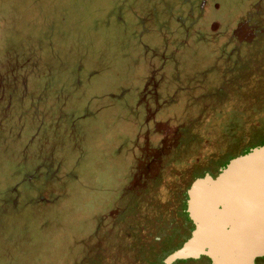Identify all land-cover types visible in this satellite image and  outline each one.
Listing matches in <instances>:
<instances>
[{
    "label": "rangeland",
    "instance_id": "374dc122",
    "mask_svg": "<svg viewBox=\"0 0 264 264\" xmlns=\"http://www.w3.org/2000/svg\"><path fill=\"white\" fill-rule=\"evenodd\" d=\"M158 1L0 0V174L7 169L0 184V214L9 228L5 238L9 232H25L36 215L27 213L41 209L40 194L14 185L44 165L42 157L50 150L45 142L54 134L49 122L64 138L71 127L79 137L88 122L73 120L91 111L88 99L98 90L96 80L109 74L113 79L117 63L127 64L132 54L135 66L125 71L132 81L121 91L122 105L112 108L113 118L109 113L101 121L108 128L105 134L82 143L91 150L85 148L80 171L94 177L85 185L93 191L87 210L96 214L89 232L103 227V206L116 208L110 212L107 241H120L119 229L137 234L148 220L169 222L178 231L190 185L215 177L230 159L264 139V49L230 58L208 25L225 14L213 11L214 0H207L192 22L195 34L187 32L181 17L174 23L167 22L166 11L156 15ZM204 1L197 0L196 9ZM135 9L154 12L153 22L133 23L130 12ZM16 164L20 166L14 168ZM48 197L51 203L53 196ZM13 234L8 242L16 243ZM165 243L167 249L178 246L174 238ZM82 254L80 249L73 264L81 262ZM6 255L4 249L0 264H6Z\"/></svg>",
    "mask_w": 264,
    "mask_h": 264
},
{
    "label": "trees",
    "instance_id": "16d2710c",
    "mask_svg": "<svg viewBox=\"0 0 264 264\" xmlns=\"http://www.w3.org/2000/svg\"><path fill=\"white\" fill-rule=\"evenodd\" d=\"M196 1L159 0L156 5V15L166 11L168 14L165 19L167 22L171 21L174 23L177 22L178 17H181V24L187 27V31L189 29V33H198L197 28L192 26V18H194V13L192 12L196 11L193 4ZM148 13L150 15L146 18L143 17V14L146 15ZM148 13L135 9L134 12H130L131 20L134 23L135 20L138 22L139 19H145L150 24L153 22L152 17L154 12ZM190 14L192 18H188ZM132 56L133 54L130 57L128 56L127 64L122 65L123 60L117 63L116 75L113 79H111L112 74H109L102 77L99 76L96 80V83L100 82L96 86L98 90L93 91L88 99L91 111L84 119L78 117L73 120V122H88V126L82 129V134L79 137L71 127L69 136L64 138L65 133L59 131L60 133L58 134L55 125H51L49 122V126L53 128L54 134H50L49 141L45 140V144L47 147L49 146L48 149L50 148V150L49 156L42 157L44 165H40L30 179L24 183L18 181L14 185L16 190L21 189L22 191L25 186H28L29 190H32V192L30 191L31 193H38L40 194V199H44L43 202L39 201L41 209L35 208V210L27 213H34L36 215L30 219L31 222L29 220L28 222L25 221V223L27 222L25 232L19 236L9 232L7 237H4V231H9V228L5 227L3 223L1 216L3 205L0 203L2 210L0 211V256L3 250L6 249V264H73L72 261L78 256L80 249L82 250L81 244L84 240V235L86 232H89L91 223H93L94 216L96 215L92 212L93 210H87V208L89 209L88 205L93 199V197H89L93 191L85 189V185L88 184V181L93 180L94 177L92 174H83L80 171L81 158L83 157L85 148L87 147V149L91 150L90 145L85 146L82 143H89L91 139L105 134L108 128L101 121L104 122L109 113H111V117L113 118L112 108L122 105L120 103L121 91L126 89L128 83L132 81L129 79L130 76L126 75L127 72H125L127 67H131L130 64H133L131 60L134 62L136 59V57L133 58ZM101 83L107 86L101 89ZM15 143L20 146L22 145L17 138ZM69 143L72 145L67 147ZM78 143L79 146L80 144L82 145L80 149L76 148L79 147ZM260 145H264V139L255 142L249 147ZM29 150L27 149V151ZM68 151H70V157L67 156ZM247 151L248 149H245L243 153ZM13 158L15 157L13 156ZM30 158L32 156H28L25 159ZM29 162L31 161L29 160ZM17 166L19 167L20 164H16L14 168ZM6 172L7 169L0 174L1 185H4L2 181L7 176ZM49 195L54 197H52L51 203L49 202ZM103 208L105 209V206ZM19 209L20 206L17 208V211ZM11 211H16V209ZM118 232L123 233V230L119 229ZM11 234L14 235L12 237L15 238L16 243L8 242V237ZM112 248H108V254L113 252L114 249Z\"/></svg>",
    "mask_w": 264,
    "mask_h": 264
},
{
    "label": "water",
    "instance_id": "95a60500",
    "mask_svg": "<svg viewBox=\"0 0 264 264\" xmlns=\"http://www.w3.org/2000/svg\"><path fill=\"white\" fill-rule=\"evenodd\" d=\"M215 30V25L212 26ZM190 238L164 264L204 256L211 264H253L264 255V145L230 159L186 193Z\"/></svg>",
    "mask_w": 264,
    "mask_h": 264
},
{
    "label": "flooded vegetation",
    "instance_id": "af4514ba",
    "mask_svg": "<svg viewBox=\"0 0 264 264\" xmlns=\"http://www.w3.org/2000/svg\"><path fill=\"white\" fill-rule=\"evenodd\" d=\"M195 4L196 2L193 4L194 7ZM206 4L207 0L202 3V9H196L194 18L191 15L188 18H192V22L199 19ZM211 5L213 11L225 10L223 17H215L208 25H215V30L211 34L219 36L220 42H222L219 46L227 51L230 58H242L243 50L248 52L251 50L255 53L258 49H264V0H214ZM150 89L149 87L148 90L150 91ZM116 206L118 205L116 204ZM108 209L105 208L104 213L100 216V219L104 221L103 227L100 226L97 231L92 229L84 237V242L81 244L83 254L79 264H164V260L179 250L194 230L193 224L184 211L178 231L171 229L170 226L174 225L169 222L156 221L154 223V221L148 220L146 224L140 227L137 234L127 235L118 232L117 236L120 241L116 243L115 237L112 238L113 240L107 241V237L111 234L110 218L113 215L110 212L115 211L116 208ZM154 228L158 231L161 230L163 234L161 235L162 232H154ZM122 238L124 243H121ZM167 238L177 240L178 246L174 249H167L165 243ZM90 244L93 245L87 248ZM108 248L114 249L113 252L108 254ZM177 261H182L180 264H211V261L204 256ZM253 264H264V255L255 258Z\"/></svg>",
    "mask_w": 264,
    "mask_h": 264
}]
</instances>
